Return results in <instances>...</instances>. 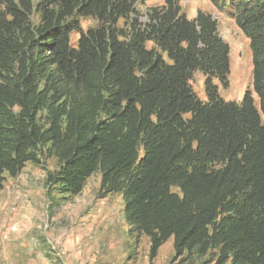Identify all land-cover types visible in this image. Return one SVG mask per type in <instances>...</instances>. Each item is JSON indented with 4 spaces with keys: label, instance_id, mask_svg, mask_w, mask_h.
Segmentation results:
<instances>
[{
    "label": "trees",
    "instance_id": "trees-1",
    "mask_svg": "<svg viewBox=\"0 0 264 264\" xmlns=\"http://www.w3.org/2000/svg\"><path fill=\"white\" fill-rule=\"evenodd\" d=\"M179 1L142 23L144 0H0V188L45 148L59 193L94 173L104 195L122 193L150 259L172 238L176 256L264 264V0H209L249 41L258 107L249 90L218 95L229 45L210 13L188 19Z\"/></svg>",
    "mask_w": 264,
    "mask_h": 264
},
{
    "label": "rangeland",
    "instance_id": "rangeland-1",
    "mask_svg": "<svg viewBox=\"0 0 264 264\" xmlns=\"http://www.w3.org/2000/svg\"><path fill=\"white\" fill-rule=\"evenodd\" d=\"M164 1L139 2L140 21L145 23L146 11ZM179 5L188 19L198 10L210 13L218 24L219 36L229 45L228 86L213 78L218 95L226 102L239 103L249 90L258 107L249 41L232 15L218 11L209 0H180ZM94 26L95 20L80 19L82 31ZM78 37V32L72 33L70 44L75 45ZM190 83L198 98L205 101L202 73L194 72ZM38 157V162L29 161L15 176L3 174L0 264H214L216 251L205 256L186 252L176 256L172 238L150 259L148 237L132 229L122 193L104 195L99 190V173L85 181L80 194L59 193L47 182L48 174L59 168L58 159L45 148Z\"/></svg>",
    "mask_w": 264,
    "mask_h": 264
}]
</instances>
